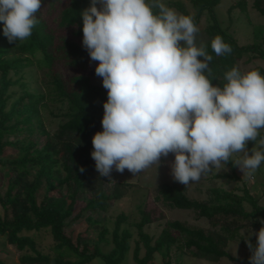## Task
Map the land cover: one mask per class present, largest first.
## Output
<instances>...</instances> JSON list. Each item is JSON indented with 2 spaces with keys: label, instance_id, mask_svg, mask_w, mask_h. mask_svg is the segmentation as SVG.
Returning a JSON list of instances; mask_svg holds the SVG:
<instances>
[{
  "label": "trees",
  "instance_id": "obj_1",
  "mask_svg": "<svg viewBox=\"0 0 264 264\" xmlns=\"http://www.w3.org/2000/svg\"><path fill=\"white\" fill-rule=\"evenodd\" d=\"M91 3L92 0H70L61 9L58 26L71 28L73 38L62 39L59 48L56 47L57 35L40 11L36 13L39 23L25 41L10 43L3 34V22H0V172L8 176L6 191L0 192V206L4 210V215H0V252H6L8 245L16 247L22 252L20 264H92L94 261L124 264L134 244L135 264H183V258L189 254L211 263L222 259L251 263L250 249L241 258L227 251L229 242L240 229L236 220L251 221L257 232L264 226L261 197L247 188L243 195L222 188L213 189L209 199L204 201L191 199L184 185L164 184L160 188L158 201L174 209L194 211L198 218H205L213 225L214 229L209 231L189 227L181 221H170L159 236H153L146 231L153 221L143 207L139 209L141 220L138 222L126 212L115 218L113 228L105 221L94 219L95 214L109 211L111 201L123 199L131 184L117 182L107 191L108 179L97 172L91 156L92 138L103 131L101 121L107 90L93 84L88 74L65 80L56 73L59 49L64 48L78 64L91 59L82 45L81 16ZM190 3L194 14L182 1L171 0L166 5L192 16L197 27L205 14L209 16L203 43L212 60L210 73L205 74L214 86L222 87L226 83L224 74L233 67L244 73L240 62L245 57L248 62L264 61V26L255 27L251 44L241 45L218 18L216 10L222 0H190ZM237 7L247 14L245 1L238 2L230 10ZM253 7L264 16V0H255ZM217 35L231 46L230 54L217 56L213 52L211 41ZM45 69V77L49 80L44 83L43 90L32 89V81L27 76L36 80L35 71ZM255 70L264 75V67L259 65ZM51 104L61 105L60 113L51 111L54 117L62 119L55 132L47 128L44 118ZM36 132L44 138L42 147L32 138ZM23 133L26 136L21 139L11 141L8 138ZM261 135L264 136V132ZM253 146L254 142L249 141L247 147L252 149ZM8 147L16 148L18 155L7 159L5 150ZM228 164L236 169L231 160ZM42 188L44 195L39 201L38 192ZM81 193L85 194L86 202L83 210L90 213L86 221L95 228L96 237L80 235L75 241L66 230L69 220L74 218ZM41 230L50 232L54 240L53 253L39 250L36 239L26 234ZM1 239L5 242L1 243ZM102 245L111 246V249L105 251ZM0 264H7L1 256Z\"/></svg>",
  "mask_w": 264,
  "mask_h": 264
},
{
  "label": "clouds",
  "instance_id": "obj_2",
  "mask_svg": "<svg viewBox=\"0 0 264 264\" xmlns=\"http://www.w3.org/2000/svg\"><path fill=\"white\" fill-rule=\"evenodd\" d=\"M41 7L42 0H0L10 43L32 35ZM81 16L82 45L99 62L95 73L107 90L103 131L94 134L91 152L101 176L110 177L113 168L134 175L158 168L173 153L172 177L187 186L242 154L233 163L255 182L264 162V75L233 67L226 83L214 86L205 74L212 56L196 43L193 17L163 0H92ZM211 48L217 56L232 52L219 35ZM253 234L255 246L245 240L250 262L264 264V226Z\"/></svg>",
  "mask_w": 264,
  "mask_h": 264
},
{
  "label": "rangeland",
  "instance_id": "obj_3",
  "mask_svg": "<svg viewBox=\"0 0 264 264\" xmlns=\"http://www.w3.org/2000/svg\"><path fill=\"white\" fill-rule=\"evenodd\" d=\"M70 0H48L42 2V7L40 13L43 18L47 21L49 28L52 29L57 35L56 47L62 45V39H72V29L71 28H60L58 26L59 16L61 9L69 3ZM171 0H163L166 4ZM182 1L188 8V10L194 14L195 11L190 3V0H176ZM240 1H245L247 5V14L243 13L240 8H235L230 10L232 6L236 5ZM255 0H222V3L217 8L216 12L219 20L224 27H229V32L232 33L241 45L251 44L253 42V32L256 26H264V16L261 15L254 7ZM100 5H98L99 7ZM175 9V8H173ZM176 10V9H175ZM177 11V10H176ZM177 13L181 14L179 11ZM208 15L205 14L200 24L198 25L199 32L196 35L197 45L205 41L204 30L207 25ZM58 58L59 66L56 67V73L63 79L68 80L74 75L78 74H88L92 83L98 86H103L102 78L97 76L95 73V68L98 66V61H93L91 59L86 60L82 64H78L75 58L70 55L64 48L59 49ZM264 67V61L254 60L248 62V58L245 57L241 62L240 66L243 72L255 69L257 66ZM36 72V80H34L29 75L27 76L32 89L43 90L44 83L48 82V78L45 77V70H38ZM19 91V89L14 88ZM54 111L56 114L61 112V105L51 104L50 108L44 113L45 124L51 132H55L61 122V118H56L51 114ZM264 132V130H261ZM28 135V134H27ZM26 134H17L8 137L11 141L16 139H21L25 137ZM32 138L38 142V147H42L44 144V138L39 132H36ZM258 147V145H257ZM248 148V147H247ZM249 154H251V149H249ZM18 155V150L13 147H8L5 150V157L11 159ZM237 155L230 159L231 162L237 158ZM175 155L169 153L167 157H161L159 167L155 165L150 168L134 175L127 169L123 173H119L113 168L110 177H107L108 182L106 183L107 191H111L113 185L117 182L130 183L131 187L128 189L126 196L120 201H111L109 211L102 212L100 214H95L94 219L99 221H105L108 223L110 228H113L115 218L122 212H126L132 215V220L138 222L141 220L140 207H143L146 212H148L153 221L152 224L147 226L146 231L153 236H159L162 229L170 221H181L188 225L189 227L203 228L206 231L214 229L213 225L205 218H198L194 211L190 210H180L169 207L162 201H158L156 197L159 194L160 188L164 184L182 186L183 184L176 182L171 173V165L174 162ZM234 164V163H233ZM5 172H0V192L4 193L6 191V186L8 183V176L4 174ZM243 173L236 166L233 170L229 164L221 169H212L207 174L202 175L198 182H191L189 185L185 186L187 195L194 200L204 201L208 200L210 197V191L217 188H222L227 191H235L236 193L243 195L244 190L247 188L250 193L255 196H259L260 204L264 206V163L257 169L255 173V182H249L243 177ZM234 177H238L235 179ZM44 195V188L38 192V200L41 201ZM84 193H81L76 207L74 218L69 220L67 227V234L71 236L75 241L82 235L94 239L96 237V230L91 227L87 221L86 217L90 214L88 211L83 210L86 204L84 200ZM247 209H250L246 205ZM0 215H4V210L0 206ZM236 225L240 226L239 232L236 234L235 238L229 242L227 251L235 257H245L249 248L245 242L246 239L250 238L251 243L257 242V236L252 233H258L256 229L252 226L251 221L245 219L236 220ZM219 229V228H217ZM32 235L37 242V247L44 253H53L52 248L54 246V240L47 230L34 231L26 233ZM5 242L1 239V243ZM105 251H109L111 246L102 245ZM6 252H0V256L7 264H20L19 257L22 254L16 247L8 245ZM134 249V244H133ZM133 249L130 252L127 260L124 264H135L133 260ZM183 264H241L238 262H231L228 259H222L219 262L211 263L209 261H204L194 258L192 255H186L183 258ZM159 262V261H158ZM92 264H99V262L94 261ZM159 264V263H157ZM251 264V263H249Z\"/></svg>",
  "mask_w": 264,
  "mask_h": 264
}]
</instances>
